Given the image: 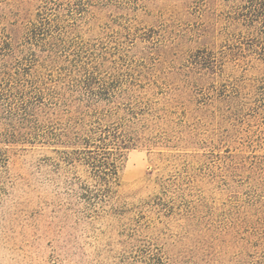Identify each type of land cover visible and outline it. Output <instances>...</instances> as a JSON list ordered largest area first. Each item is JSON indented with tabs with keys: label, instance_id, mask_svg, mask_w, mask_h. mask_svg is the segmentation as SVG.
Returning a JSON list of instances; mask_svg holds the SVG:
<instances>
[{
	"label": "rangeland",
	"instance_id": "374dc122",
	"mask_svg": "<svg viewBox=\"0 0 264 264\" xmlns=\"http://www.w3.org/2000/svg\"><path fill=\"white\" fill-rule=\"evenodd\" d=\"M247 1L0 0V90L27 80L50 104L85 73L119 80L155 142L122 152L106 204L79 197L93 182L63 149L0 142V264H264V57L238 25Z\"/></svg>",
	"mask_w": 264,
	"mask_h": 264
},
{
	"label": "trees",
	"instance_id": "16d2710c",
	"mask_svg": "<svg viewBox=\"0 0 264 264\" xmlns=\"http://www.w3.org/2000/svg\"><path fill=\"white\" fill-rule=\"evenodd\" d=\"M247 2L250 7L238 15V25L252 33V42L264 57V0ZM6 81L0 90V142L32 140L63 149L55 150L59 161L65 166L77 163L85 167L93 182L77 185L84 201L109 203L118 185L116 162L122 152L155 143L143 132V118L151 109L132 90H123L119 80L85 73L71 84L67 95L50 104L27 96L26 91L34 88L26 86L27 80ZM38 112L47 116L44 124L35 119ZM33 122L35 134L18 133L23 125ZM56 166L60 168V164Z\"/></svg>",
	"mask_w": 264,
	"mask_h": 264
}]
</instances>
